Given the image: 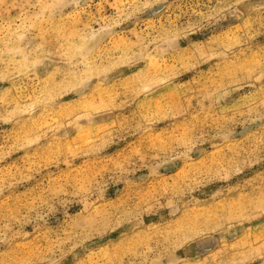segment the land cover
Segmentation results:
<instances>
[{
	"label": "rangeland",
	"instance_id": "374dc122",
	"mask_svg": "<svg viewBox=\"0 0 264 264\" xmlns=\"http://www.w3.org/2000/svg\"><path fill=\"white\" fill-rule=\"evenodd\" d=\"M215 6V0H0V200L7 206L26 203L69 173L99 171L110 159L142 151L177 123L199 119L202 101L208 124L227 121L235 134L227 143L217 139L198 145L193 164L218 154L255 151L231 179L207 189L220 188L216 198L195 204L189 215L239 208L253 182L264 175L261 85L249 71L264 55V34L241 40L245 21L235 17L221 20L220 30L210 32L201 21ZM189 27L193 30L177 47L167 30ZM217 42L228 46L227 60L209 51ZM217 74L228 77V85L207 100H193L189 108L196 85ZM182 172L177 163L158 181L143 169L130 180L147 192ZM237 180L247 181L248 190ZM116 188L122 198L125 186L109 185L103 198L88 202L108 212L118 202ZM82 207L71 205L67 218L49 217L47 230L62 232ZM144 224L142 231L123 236L121 230L94 235L61 264H134L151 258V236L164 225L157 216H145ZM25 230L34 232L31 225ZM230 232V246L251 245L264 238V217L234 220ZM19 243L31 246L32 239ZM223 257L215 247L182 259L219 264ZM254 264L264 259L258 254Z\"/></svg>",
	"mask_w": 264,
	"mask_h": 264
},
{
	"label": "clouds",
	"instance_id": "9594fccd",
	"mask_svg": "<svg viewBox=\"0 0 264 264\" xmlns=\"http://www.w3.org/2000/svg\"><path fill=\"white\" fill-rule=\"evenodd\" d=\"M215 5L211 13L204 15L203 28L210 32L219 31L221 20L235 17L245 21L240 31L241 40L250 41L256 34H264V0H215ZM192 30L189 27L167 31L178 47L179 41ZM227 47L217 42L209 51L227 60L230 55ZM194 52L198 53V50L194 48ZM249 71L260 81L262 97L259 107L264 113V55L249 66ZM228 81V77L217 74L215 79L197 84L187 106L191 108L192 101L201 96L207 100L209 94L221 93ZM231 83L239 81L232 80ZM200 104L199 119L194 117L186 124L177 123L163 139L155 144L147 143L142 151L110 159L99 171L69 173L59 182L50 183L26 203L7 206L0 200V264H61L68 252L94 235L121 230L123 236L126 231H142L146 227L145 216H157L164 227L151 236L152 246L147 248L151 258L134 264H188L182 257L193 251L204 254L215 247L224 252L219 264H254L258 254L264 259V238L243 247L230 246L233 239L230 229L234 220L264 217V175L253 182L250 195L242 200L239 208L219 207L213 215H189L188 210L195 204L216 198L220 188L214 192L207 189L231 179L234 172L238 173L254 158L255 151L218 154L207 163L193 164V153L198 145L202 148L203 144L217 139L227 143L235 134V129L230 128L227 121L215 120L208 124L202 101ZM178 115L186 118L184 112ZM260 123L264 124V115H261ZM145 132L152 135L147 128ZM177 163L183 167L178 178L147 192L130 180L131 175L143 169L149 178L158 181L166 169ZM237 183L244 185L243 190H248L247 181L237 180ZM120 184L125 190L121 198V189L116 188L118 202L110 211L101 212L95 208L94 202H88L103 198L109 185L116 187ZM3 193L4 189L0 187V197ZM200 197H204V201ZM73 204L83 205L79 215L71 218L62 232L50 233L47 230L49 217L62 214L67 218ZM29 225L33 227V233L25 230ZM30 238L31 246L19 243ZM147 254L141 253L142 256Z\"/></svg>",
	"mask_w": 264,
	"mask_h": 264
},
{
	"label": "snow or ice",
	"instance_id": "6c2138e0",
	"mask_svg": "<svg viewBox=\"0 0 264 264\" xmlns=\"http://www.w3.org/2000/svg\"><path fill=\"white\" fill-rule=\"evenodd\" d=\"M149 7H150V5H146V6H145V8H149Z\"/></svg>",
	"mask_w": 264,
	"mask_h": 264
}]
</instances>
